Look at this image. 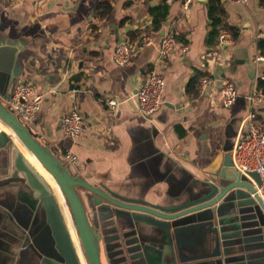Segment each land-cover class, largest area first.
Returning <instances> with one entry per match:
<instances>
[{
    "label": "crops",
    "instance_id": "obj_1",
    "mask_svg": "<svg viewBox=\"0 0 264 264\" xmlns=\"http://www.w3.org/2000/svg\"><path fill=\"white\" fill-rule=\"evenodd\" d=\"M98 1L0 0V102L10 108L7 96L14 84L29 80L44 95L27 123L60 158L65 149L76 154L75 174L128 198L179 205L204 192L201 181L210 179L232 148L250 107L247 95L255 86L262 88L257 81L264 78V61L256 63L255 57L264 53L259 46L264 5L217 0V34L207 0L186 6L184 0H110L111 9L103 15L94 11ZM162 3L167 4L165 20L152 29L151 9ZM227 25L237 30L235 38ZM223 29L229 32L225 47L218 40ZM167 33L180 37L172 38L173 46L160 56V39ZM126 37L134 49L126 63L117 64L113 51ZM152 67L165 78L163 103L144 115L134 92ZM198 71L211 81L189 94L187 84ZM227 80L237 96L223 106L219 88ZM106 97L121 101L110 109ZM73 107L87 121L78 136L58 127ZM253 109L264 122V99ZM237 201L222 198L174 217L104 201L108 208L95 206L88 214L97 225L120 222L125 236L111 242H119L115 248L124 253L114 257L135 253V264H264V211L258 202ZM109 209L113 214L105 216ZM61 210L72 230L67 205ZM0 264H64L41 201L13 169L12 148L1 146Z\"/></svg>",
    "mask_w": 264,
    "mask_h": 264
},
{
    "label": "water",
    "instance_id": "obj_2",
    "mask_svg": "<svg viewBox=\"0 0 264 264\" xmlns=\"http://www.w3.org/2000/svg\"><path fill=\"white\" fill-rule=\"evenodd\" d=\"M164 30H161L162 34ZM225 43L222 46L225 47ZM8 97V96H7ZM0 119L6 122L11 130L21 139L25 147L34 153L40 162L51 171L52 175L61 188L65 202H59L56 193L43 174L26 156L19 146L12 147V166L15 172L22 175V180L32 191L35 198L39 199L45 211V220L54 240V247L60 254L64 264H83L80 252L86 264H101L99 255V242L102 239L106 249V254L110 264H135L132 259L137 254L132 253L126 256L114 257L115 254L124 253V249L115 248L125 236L119 232L120 222L112 225L113 220H108L107 225L100 223L97 225L89 217L88 209L93 210L95 206L108 208L104 201L127 209H142L161 216L174 217L187 211L199 209L204 206L213 205L219 199L224 200L244 198L247 204L258 202L264 211V202L255 193L252 181L241 174L233 164L231 150H226L220 164L209 173L208 180L201 181L200 189L204 190L194 198L182 202L179 205L166 207L160 204L147 202L145 200L128 198L119 195L105 187L93 184L89 180L75 174L70 166L63 162L58 154V150L43 144L38 136L31 129L34 125H25L19 116L0 102ZM58 127L61 129V119ZM235 139V137H234ZM13 137L3 128L0 129V146L10 148ZM234 142V140H233ZM256 183H259V176L256 172L251 173ZM82 189V193L77 190ZM207 188V189H206ZM253 192V196L251 195ZM66 204L69 210L70 223L78 239L79 249H77L72 233L66 223L61 210V205ZM61 204V205H60ZM216 214V207H212ZM119 211L116 215H119ZM113 211L107 210L105 216H111ZM125 216V215H124ZM126 242V241H125ZM130 249L125 246V251Z\"/></svg>",
    "mask_w": 264,
    "mask_h": 264
},
{
    "label": "built area",
    "instance_id": "obj_3",
    "mask_svg": "<svg viewBox=\"0 0 264 264\" xmlns=\"http://www.w3.org/2000/svg\"><path fill=\"white\" fill-rule=\"evenodd\" d=\"M15 1V0H10ZM191 0H184L186 6ZM235 2H246V0H233ZM229 32L223 29L218 35V40L222 44L227 41ZM146 39V36L143 37ZM173 46L171 33L164 34L160 39L159 55L164 56ZM132 43L126 37L121 40L113 51V60L117 64L126 63L132 52ZM256 63L264 61V53L255 57ZM211 81L208 75H202L198 81L201 90ZM165 85L164 76L155 68H148L143 81L136 88L134 97L138 110L144 115H150L160 104L163 103V89ZM43 93L35 91L33 84L29 80L18 81L14 84L8 96L10 110L15 112L20 119L30 121L33 119L36 110L39 109L43 100ZM220 103L229 106L235 100L237 91L230 81H225L219 88ZM250 107L243 114L235 135L231 148L233 164L237 170L252 181L255 193L264 202V122L257 119V113L253 109L254 104L264 99V89L255 86L247 95ZM120 99L106 97L105 105L112 109ZM87 128L86 119L80 114L77 108H70L61 118V131L66 135L78 136ZM61 157L71 169L77 166L78 159L71 149L61 152ZM256 172L259 176V183H256L251 173ZM253 196V192H251Z\"/></svg>",
    "mask_w": 264,
    "mask_h": 264
},
{
    "label": "trees",
    "instance_id": "obj_4",
    "mask_svg": "<svg viewBox=\"0 0 264 264\" xmlns=\"http://www.w3.org/2000/svg\"><path fill=\"white\" fill-rule=\"evenodd\" d=\"M217 0H207V12H208V16L211 20V26L215 28V31L218 34L217 31V25H219L221 23V18L220 15L218 14V8H217ZM260 3L264 5V0H260ZM111 9V2L110 0H99L95 6H94V11L97 15H103L105 13H107L109 10ZM166 11H167V4L166 3H162L158 6H154L151 9V13H152V18H151V28L152 29H160L163 25V22L165 20L166 17ZM227 29L230 31L231 37L235 38L238 34L237 30L230 25H227ZM131 36L132 33H131ZM171 37H177L179 38L180 36L171 33ZM259 46L262 50V52H264V39L263 40H259ZM203 74L202 72L200 73L199 71L195 74V76L189 81V83L187 84V92L189 94H196L197 93V84L199 81V78L201 77L200 75ZM258 86L264 88V78L263 77H259L258 81H257ZM77 190H79V186L76 187Z\"/></svg>",
    "mask_w": 264,
    "mask_h": 264
},
{
    "label": "bare ground",
    "instance_id": "obj_5",
    "mask_svg": "<svg viewBox=\"0 0 264 264\" xmlns=\"http://www.w3.org/2000/svg\"><path fill=\"white\" fill-rule=\"evenodd\" d=\"M1 128H3V129H5L12 137H13V139H17V140H19V143L21 144V146H22V148L25 150V154H26V156L30 159V161L36 166V168L41 172V174H43L44 176H45V178L49 181V176L51 177V180H50V182H51V186L53 187V189H55V191H56V189H57V186H58V188L60 189V191H61V188H60V185L58 184V182L56 181V179L54 178V176L52 175V173H51V171L50 170H48L46 167H44L43 166V164L40 162V160L37 158V156L34 154V153H32L30 150H28L26 147H25V145L23 144V142L21 141V139L11 130V127L6 123V122H4L3 120H1L0 119V129ZM21 175V174H20ZM49 175V176H48ZM21 177H22V175H21ZM54 181V182H53ZM49 182V183H50ZM57 184V186H56V184ZM72 236H73V238H74V240H75V237H76V235L74 234V232H73V226H72ZM76 239H77V237H76ZM78 240V239H77ZM76 245H77V243H76ZM78 247V246H77ZM56 249V248H55ZM79 249V248H78ZM57 251V250H56ZM79 253H80V250H79ZM59 254V253H58ZM60 255V254H59ZM61 257V256H60Z\"/></svg>",
    "mask_w": 264,
    "mask_h": 264
},
{
    "label": "rangeland",
    "instance_id": "obj_6",
    "mask_svg": "<svg viewBox=\"0 0 264 264\" xmlns=\"http://www.w3.org/2000/svg\"><path fill=\"white\" fill-rule=\"evenodd\" d=\"M22 120V122H24L25 123V125H27L28 126V123H27V121H25V120H23V119H21ZM13 146H19V148H21L24 152H25V150L22 148V146L20 145V143H19V141L15 138V139H13L12 140V142H11V144H10V148H12ZM49 176V175H48ZM50 180H51V177L49 176V182H50ZM54 182V181H53ZM50 184H51V182H50ZM56 184V183H55ZM52 185V184H51ZM56 186H57V184H56ZM54 191H55V189H54ZM55 193L61 198V200H63L64 199V197H63V195H62V192L60 191V189L58 188V186H57V189H56V191H55ZM63 202V201H62ZM61 205V204H60ZM62 206V205H61ZM64 206H66V204L64 203ZM69 229H70V227H69ZM71 230V229H70ZM73 232H74V234L76 235V233H75V231H74V228H73ZM71 233H72V231H71ZM77 237V236H76ZM76 237H75V244L77 243V245H76V247H77V249L79 248V245H78V240L76 239ZM74 239V238H73ZM80 250V249H79ZM81 253V252H80ZM99 255H100V261H101V264H110V262H109V260H108V257H107V254H106V249H105V246H104V242H103V240L101 239L100 240V242H99ZM84 263L86 264V262H85V260H84Z\"/></svg>",
    "mask_w": 264,
    "mask_h": 264
}]
</instances>
